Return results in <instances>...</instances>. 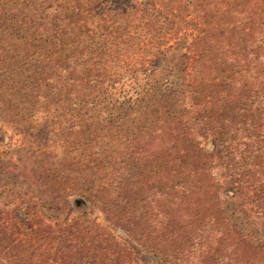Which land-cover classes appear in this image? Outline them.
I'll return each mask as SVG.
<instances>
[{
    "label": "trees",
    "instance_id": "obj_1",
    "mask_svg": "<svg viewBox=\"0 0 264 264\" xmlns=\"http://www.w3.org/2000/svg\"><path fill=\"white\" fill-rule=\"evenodd\" d=\"M75 1L60 12L47 0H0V123L24 142L16 158L0 157V212L31 221L37 204L50 220L76 203L97 209L151 264H195L204 250L248 242L250 228L232 210L237 197L212 172L213 154L197 147L190 123L241 167L262 153L264 0H161L163 10L150 0ZM173 7L191 10L204 27L195 74L241 75L235 88L225 78L222 89L202 96L198 77L187 95L171 71L152 78L148 67L113 58L112 46L124 43L131 54L132 44L111 45L108 15L137 44L136 36L167 30ZM206 96L213 116L189 115V99ZM36 127L43 133L33 140ZM247 178L264 184V173ZM50 227L40 222L31 233L61 247L54 258L114 264L128 257L93 220ZM53 257L0 251V264H52Z\"/></svg>",
    "mask_w": 264,
    "mask_h": 264
},
{
    "label": "rangeland",
    "instance_id": "obj_2",
    "mask_svg": "<svg viewBox=\"0 0 264 264\" xmlns=\"http://www.w3.org/2000/svg\"><path fill=\"white\" fill-rule=\"evenodd\" d=\"M18 1L21 2L22 0ZM39 1L36 0L35 3ZM150 1L160 10H163L161 0ZM48 2H52L54 5L50 10L63 12L64 9L68 8L66 0H47ZM74 2L76 3L75 0H69L68 4L73 5ZM108 13L111 12L108 11ZM111 14L110 16H112ZM107 17L106 25L109 26L108 28L120 32H112L115 38L112 40L111 45L125 40L128 43L127 45L132 44L131 54H127L129 49L124 48L126 46L124 43L120 47L112 46L110 49H115L112 54L113 58L120 59V56H123L122 59L130 64L131 69L134 68L133 64L148 67L149 75L152 78L163 75L166 71H171L173 76L182 79V85L187 95H191L192 91L196 90L198 77L201 78L200 91L202 96L213 94L215 90L222 89L219 85L223 83L225 78L228 84L235 88L233 81L239 80L241 77V75H216L217 73L207 75L206 71H202L203 75L195 74V60H197L199 53L198 46H201L203 41H201L202 33L200 29L204 27L201 26V20L191 10L184 14L173 7L167 13V21L165 22L167 30L164 33L158 30L156 35L153 34L149 40L141 35L136 36L140 40L137 44L135 38L129 39L123 34L124 32L119 24H113V18H109V15ZM138 17L139 14L137 13L134 23L137 22ZM129 36H133V32H129ZM106 68L110 70L108 65ZM209 100L208 96L204 101L203 97L189 99V115L203 114L209 116V118L212 117L213 114L209 111L212 108ZM213 113L218 115L217 110ZM205 129L195 122L190 123V132L197 141V147L205 149L208 155L213 154L212 172L220 177L224 188L229 192H234L237 197V202L232 205V210L237 212L238 223H241L243 228H250L252 234L248 242L238 243L235 250L222 247V250L214 255H211L210 250H204L202 255L195 254L192 259L195 264L202 263L201 261L206 262V264H264V184L247 178L253 176L258 179V175L264 173V160L262 161L264 148L262 147V153L256 156L252 165L249 166L250 161H246L245 165L241 167L236 160L234 161V157L226 152L225 147H213L214 136ZM42 133L40 128L33 129L32 139H40ZM22 146H24L22 134L15 131L10 125L0 123V157L16 158V150ZM4 153L6 154L4 155ZM231 173L236 174L234 176ZM243 173L247 177H245V174L244 176L240 175ZM84 211L87 212L86 215L83 214ZM87 220H93L97 223L108 234L109 241L115 243L121 251L125 250L128 253L127 258H120L114 264H151L145 255L137 252L134 241L115 229L105 220L100 211L89 207L85 208L84 205L77 203L71 205L67 215L61 216L57 220H50L45 217L40 212L39 204L36 205V219L31 221L24 220L20 216L0 212V251L2 253L11 250L12 252H20V254H29L38 251L42 253L47 250L53 257L54 251H60L61 247H57L56 242L49 239L39 241L31 231L37 229L40 222L50 224L51 229L58 227L67 229L68 224L73 221H79V224L83 225ZM48 262L52 264H107L97 263L96 260L86 263L82 259H75L74 257L60 258L59 256L52 260L50 258Z\"/></svg>",
    "mask_w": 264,
    "mask_h": 264
}]
</instances>
